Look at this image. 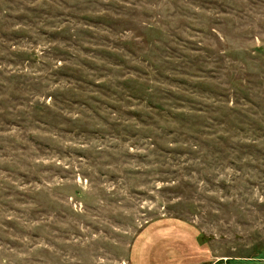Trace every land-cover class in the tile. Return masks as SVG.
<instances>
[{"label": "rangeland", "instance_id": "obj_1", "mask_svg": "<svg viewBox=\"0 0 264 264\" xmlns=\"http://www.w3.org/2000/svg\"><path fill=\"white\" fill-rule=\"evenodd\" d=\"M0 264H264V0H0Z\"/></svg>", "mask_w": 264, "mask_h": 264}]
</instances>
